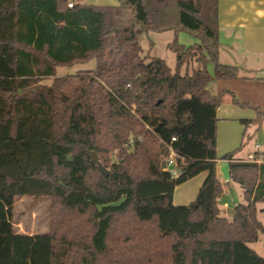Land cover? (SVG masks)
I'll list each match as a JSON object with an SVG mask.
<instances>
[{
	"label": "trees",
	"instance_id": "trees-1",
	"mask_svg": "<svg viewBox=\"0 0 264 264\" xmlns=\"http://www.w3.org/2000/svg\"><path fill=\"white\" fill-rule=\"evenodd\" d=\"M118 2L0 0V264H264L250 247L264 234V162L237 159L242 146L217 154V110L228 98L255 111L241 121L255 132L264 110L233 89H209L264 80L220 63L218 0ZM168 31L175 70L140 43ZM92 60L93 70L56 75ZM171 150L177 178L163 168ZM219 159L245 201L232 219L220 214ZM202 173L196 199L175 205V189ZM23 197L51 201L47 233L16 232Z\"/></svg>",
	"mask_w": 264,
	"mask_h": 264
},
{
	"label": "crops",
	"instance_id": "crops-1",
	"mask_svg": "<svg viewBox=\"0 0 264 264\" xmlns=\"http://www.w3.org/2000/svg\"><path fill=\"white\" fill-rule=\"evenodd\" d=\"M219 1V39L222 44L219 53V61L223 65L236 66L240 68L242 79L264 80V0H218ZM82 4L94 6H117L118 0H80ZM95 61V60H93ZM74 69L89 71L96 67L94 62L76 64ZM63 71L59 69L58 72ZM64 72V71H63ZM80 72V71H79ZM78 73V72H77ZM63 74V73H61ZM63 76V75H60ZM256 117L255 111L249 112L230 103L221 105L217 110V154L219 157L237 150L239 147H223L221 136L224 130L229 127L240 132L244 127L243 119H253ZM251 138L256 137L255 127L252 126ZM248 130V128H247ZM254 145V150L237 152L236 158L244 161L250 154L257 153L256 145H260L259 152L264 154V132ZM243 136V135H242ZM234 138V137H233ZM243 147V146H242ZM264 156V155H263ZM229 162L219 159L217 161V171L219 179L225 185V192L219 199L220 214L229 217L228 210L235 209L239 204H244L243 193L240 187L232 183H226ZM207 173H202L197 177L183 183L175 189L173 201L175 205H188L196 199L200 187L202 186ZM231 184V185H230ZM20 234H29L25 231H17Z\"/></svg>",
	"mask_w": 264,
	"mask_h": 264
},
{
	"label": "rangeland",
	"instance_id": "rangeland-1",
	"mask_svg": "<svg viewBox=\"0 0 264 264\" xmlns=\"http://www.w3.org/2000/svg\"><path fill=\"white\" fill-rule=\"evenodd\" d=\"M175 39V34L172 31L164 32V33H154L151 32L142 37L140 43L143 48V54L145 56H149L151 58H160L166 61L167 65L175 70L176 67V55L173 51L168 48V45L173 42ZM178 41L184 45L190 46L196 43L195 38L188 34H180ZM95 65V61L92 60ZM85 64V63H84ZM198 65L195 63L194 68H197ZM75 67H60L56 71V75H74L79 71L78 69H74ZM59 69H63V71L58 72ZM85 71V70H84ZM87 71V70H86ZM191 71V70H190ZM209 71L213 74V67L209 65ZM63 73V74H61ZM185 73V69L183 68L182 74ZM52 83V78L46 79L44 84ZM224 88L233 89L235 92L239 93V99L242 102H249L254 106H260L264 110V82L261 81H241L238 84H226L221 82H212L209 85L210 91L217 95ZM247 111L253 112L254 110L248 108ZM244 126V125H243ZM252 126L247 128L244 126L240 132L237 133L234 129L229 127L228 131L224 130L222 134L225 136H221V141L224 143L223 147H241L238 152L243 151L247 152L252 148L254 150V145L256 141L259 140L257 134L261 132L260 135L264 132V123L261 129L255 133L256 137L251 138L249 135H252ZM243 135V136H242ZM234 137V138H233ZM260 141V140H259ZM238 149V148H237ZM236 150V149H235ZM264 155V154H262ZM226 183H230L229 174L227 171V178H225ZM186 183V182H185ZM187 184V183H186ZM231 185V184H230ZM51 201L48 198L42 199H32L29 197H23L19 199L15 206L14 212V226L17 231H25L29 234L36 233H47L49 231V210H50ZM258 219L264 225V203L258 204ZM232 209V208H230ZM232 215L229 214V219H232ZM250 247L254 249L257 253L264 256V234H260L259 240L256 243L250 244Z\"/></svg>",
	"mask_w": 264,
	"mask_h": 264
},
{
	"label": "built area",
	"instance_id": "built-area-1",
	"mask_svg": "<svg viewBox=\"0 0 264 264\" xmlns=\"http://www.w3.org/2000/svg\"><path fill=\"white\" fill-rule=\"evenodd\" d=\"M73 4H74L73 1L69 2L68 7L72 8ZM256 149H257V153L250 154L244 161L254 162V163L264 162V156L262 155V153L259 152L260 145H256ZM175 156H176L175 153L171 150L169 158L165 159L166 169L169 170L172 178H177L180 174V172L177 169V162Z\"/></svg>",
	"mask_w": 264,
	"mask_h": 264
},
{
	"label": "water",
	"instance_id": "water-1",
	"mask_svg": "<svg viewBox=\"0 0 264 264\" xmlns=\"http://www.w3.org/2000/svg\"><path fill=\"white\" fill-rule=\"evenodd\" d=\"M160 129L157 128L155 130V132H159ZM87 155L91 158L92 162L93 163H97L98 164V167H99V170L102 172L103 175L105 176H108L109 175V171L106 170L100 163H99V157L97 156V154L95 152H90L88 151L87 152ZM163 168H166V165H165V161L163 162ZM228 214L232 215V216H235L236 215V211L234 209H229L228 210Z\"/></svg>",
	"mask_w": 264,
	"mask_h": 264
}]
</instances>
